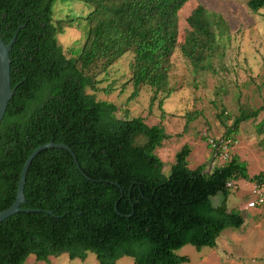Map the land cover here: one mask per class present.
Returning a JSON list of instances; mask_svg holds the SVG:
<instances>
[{"label":"trees","instance_id":"16d2710c","mask_svg":"<svg viewBox=\"0 0 264 264\" xmlns=\"http://www.w3.org/2000/svg\"><path fill=\"white\" fill-rule=\"evenodd\" d=\"M56 1L0 0V33L6 43L17 35L10 52L17 88L0 124V211L16 200L26 159L41 144L69 145L89 178L69 150L40 152L29 168L22 204L33 210L0 221V264L63 253L86 260L89 252L99 264H116L123 256L134 264H183L189 257L176 250L185 245L217 246L225 229L245 223L228 206L232 179L252 180L250 191L264 180V172L249 177L247 163L232 151L233 134L264 112V104L213 136L232 141L220 166L190 168L191 148L185 145L167 176L154 152L170 138L164 126L150 125L144 116H119L118 105L96 93L98 75L132 52L133 97L147 86L152 102L162 95V106L174 92L170 74L177 47L195 71L218 72L215 62L224 67L233 37L227 19L199 4L185 17L189 29L180 41L179 11L189 0H82L92 6L87 36L68 56L58 35L64 22L83 17L55 20ZM248 6L257 12L264 0H248ZM194 117L196 112L188 113L187 123ZM257 131L264 134V118ZM219 193L223 199L214 204Z\"/></svg>","mask_w":264,"mask_h":264},{"label":"rangeland","instance_id":"374dc122","mask_svg":"<svg viewBox=\"0 0 264 264\" xmlns=\"http://www.w3.org/2000/svg\"><path fill=\"white\" fill-rule=\"evenodd\" d=\"M199 4L220 12L227 19L233 35L232 44L226 50L224 67L215 62L218 72L195 71L177 47L170 74L174 92L162 106V95L152 102L153 92L147 86L133 97L135 88L130 81L132 52H127L97 77L102 79L96 93L98 99L116 103L119 116H144L148 124H162L170 134V138L154 151L163 160V172L167 176L177 153L185 145L191 148L187 158L190 168L220 166L221 159L213 160L215 152L209 143L210 138L222 135L228 126H232L236 116L252 112L264 104V8L255 12L248 6V0H189L179 11L182 18L180 41L184 40L189 29L185 17ZM91 10L92 6L82 0H57L54 3L55 20L83 17L75 19L71 25L64 22L65 30L58 35L68 56H73L82 46L89 27L85 17ZM88 90L93 92L90 88ZM223 110L224 119L220 118ZM190 112H196V117L187 123ZM263 118L264 112L256 119L243 121L233 134L237 139L232 148L233 155L247 163L249 177L264 172V134L257 131ZM232 181L228 206L244 215V225L225 229L218 237L217 246L197 248L187 244L176 250L177 254L189 257L183 264H264V213L244 210L252 180L236 176ZM222 199V193L212 197L214 204H219ZM24 264H99V261L93 252H89L86 260L71 259L63 253L47 260L30 255ZM116 264H134V259L123 256Z\"/></svg>","mask_w":264,"mask_h":264},{"label":"water","instance_id":"95a60500","mask_svg":"<svg viewBox=\"0 0 264 264\" xmlns=\"http://www.w3.org/2000/svg\"><path fill=\"white\" fill-rule=\"evenodd\" d=\"M17 38V35H15L10 42L6 43L2 37V34L0 33V124L6 114V111L8 109L9 103L12 100L15 90L17 88L16 86H12V81H11V58H10V52L12 50L13 44L15 43ZM48 148H65L71 152L73 155L75 162L77 166L79 167L80 171L87 176V174L81 169V166L78 162V159L71 149V147L65 143H56L53 140L39 145L26 159L25 165L22 170V174L20 177L19 181V186H18V194L17 198L14 201V203L0 211V221H3L15 213L21 212V211H32L33 209H27L23 208L22 204L25 202V183H26V178L27 174L29 171V168L35 159V157L42 152L45 149ZM116 210L118 211L117 203H116ZM52 213V212H51Z\"/></svg>","mask_w":264,"mask_h":264},{"label":"built area","instance_id":"2783aa9c","mask_svg":"<svg viewBox=\"0 0 264 264\" xmlns=\"http://www.w3.org/2000/svg\"><path fill=\"white\" fill-rule=\"evenodd\" d=\"M231 142L230 139H222L218 142L213 137L210 138L209 143L214 149L215 158L217 160H227L230 157ZM246 209H258L264 211V180L254 183V186L250 191V197L246 203Z\"/></svg>","mask_w":264,"mask_h":264},{"label":"crops","instance_id":"0c3cea01","mask_svg":"<svg viewBox=\"0 0 264 264\" xmlns=\"http://www.w3.org/2000/svg\"><path fill=\"white\" fill-rule=\"evenodd\" d=\"M244 210H245V211H253V210H257V211H259L260 213H264V211H261V210H258V209H246V204H245ZM243 216H244V215H243ZM244 218H245V217H244Z\"/></svg>","mask_w":264,"mask_h":264}]
</instances>
